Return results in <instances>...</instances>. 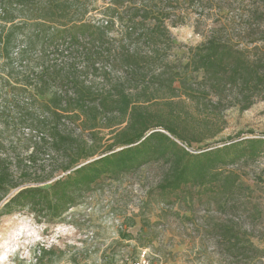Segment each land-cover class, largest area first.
<instances>
[{"label":"trees","instance_id":"16d2710c","mask_svg":"<svg viewBox=\"0 0 264 264\" xmlns=\"http://www.w3.org/2000/svg\"><path fill=\"white\" fill-rule=\"evenodd\" d=\"M97 1L0 0V58L11 69L1 111L26 112L37 132L25 140L26 154L0 143V216L29 209L61 222L92 188L146 166L161 170L154 189L171 209L224 212L231 204L237 217L257 214L248 183L226 169L248 158L244 148L228 154L242 143L193 152L176 139L211 141L223 111L264 100V54L249 50L264 41V0H107L96 20L88 14ZM192 8L219 27L179 55L170 27ZM242 25L243 37L226 30ZM245 142L251 156L262 152L264 140ZM45 154L63 173L27 184ZM220 229L232 264L262 256L247 230Z\"/></svg>","mask_w":264,"mask_h":264},{"label":"rangeland","instance_id":"374dc122","mask_svg":"<svg viewBox=\"0 0 264 264\" xmlns=\"http://www.w3.org/2000/svg\"><path fill=\"white\" fill-rule=\"evenodd\" d=\"M106 4L107 0L97 1L94 6L98 9L88 15L95 16L96 20L102 18L99 10ZM235 8L237 11L238 7ZM188 12L183 24L170 27L179 55L187 47L205 41L211 30L219 27L215 18L200 15V8ZM221 22L226 24L227 21L224 18ZM245 26L226 30L243 37L247 33L242 29ZM249 50L252 56L256 52L264 54V41L251 44ZM10 70L0 58V143L7 153L26 154L32 148H26L25 140L37 134L28 127L30 117L26 112L21 115L12 109L1 111L8 96L3 85ZM74 128L70 125L69 130ZM216 129L217 135L211 141L192 145L176 141L193 152L242 143L228 150V154L244 148L248 158L226 169L237 171L248 183L251 198L260 210L257 214L249 212L237 217L231 204L224 212H218L214 206H199L195 214L184 209L178 211L177 206L171 209L154 189L161 170L146 166L125 174L120 180H108L92 188L58 223L40 221L29 209L3 213L0 216V264H35L41 258L43 264H133L144 253L150 264H232L234 258L220 237V228L228 226L242 232L247 230L248 235H254H250L254 244L264 249V146L259 155L251 156V143L245 142L264 140V100H257L246 110L234 106L223 111ZM75 131L78 133L79 129ZM206 142L211 143L206 145ZM52 157L47 154L40 157L25 179L27 184L38 182V178L48 172H53L54 176L63 173L51 162ZM43 160H46L45 172ZM36 168H39L38 173H35ZM132 218L136 223L130 226ZM217 224L220 228L215 230ZM125 234L131 237L125 238ZM251 255L249 253L247 259L241 257L239 264H264V252L254 261L249 260Z\"/></svg>","mask_w":264,"mask_h":264},{"label":"built area","instance_id":"2783aa9c","mask_svg":"<svg viewBox=\"0 0 264 264\" xmlns=\"http://www.w3.org/2000/svg\"><path fill=\"white\" fill-rule=\"evenodd\" d=\"M133 264H150L149 261H147L145 253L141 255V257L136 260Z\"/></svg>","mask_w":264,"mask_h":264}]
</instances>
